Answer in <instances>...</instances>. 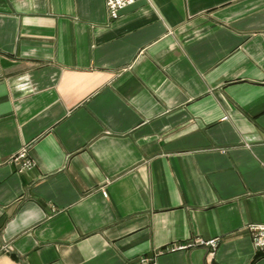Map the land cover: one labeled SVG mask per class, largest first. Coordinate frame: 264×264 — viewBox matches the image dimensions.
Instances as JSON below:
<instances>
[{
    "label": "crops",
    "instance_id": "1",
    "mask_svg": "<svg viewBox=\"0 0 264 264\" xmlns=\"http://www.w3.org/2000/svg\"><path fill=\"white\" fill-rule=\"evenodd\" d=\"M250 223L264 0H0V264H264Z\"/></svg>",
    "mask_w": 264,
    "mask_h": 264
},
{
    "label": "built area",
    "instance_id": "2",
    "mask_svg": "<svg viewBox=\"0 0 264 264\" xmlns=\"http://www.w3.org/2000/svg\"><path fill=\"white\" fill-rule=\"evenodd\" d=\"M137 0H105L107 16L109 19H115L119 16V13L126 6L133 4ZM15 161L19 162V171L24 169H29L33 165V161L30 157L27 156L26 149H21L18 151V154L14 157ZM249 233H251V241L259 252L264 254V224L263 223H250L247 226ZM193 245H200L204 248H209V255H213L216 247L218 245L217 238H211L208 240H196L188 243H182L172 246H167L165 250L175 251L177 249H185L192 247ZM164 250V249H163ZM163 250L158 251L157 253L163 252ZM153 256H141L138 258V264H148L153 260Z\"/></svg>",
    "mask_w": 264,
    "mask_h": 264
}]
</instances>
